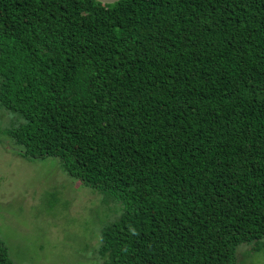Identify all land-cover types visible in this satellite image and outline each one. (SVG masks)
Segmentation results:
<instances>
[{"label":"trees","instance_id":"1","mask_svg":"<svg viewBox=\"0 0 264 264\" xmlns=\"http://www.w3.org/2000/svg\"><path fill=\"white\" fill-rule=\"evenodd\" d=\"M0 109L18 155L120 203L102 264L264 239V0H0Z\"/></svg>","mask_w":264,"mask_h":264},{"label":"rangeland","instance_id":"2","mask_svg":"<svg viewBox=\"0 0 264 264\" xmlns=\"http://www.w3.org/2000/svg\"><path fill=\"white\" fill-rule=\"evenodd\" d=\"M12 118L0 109V242L15 264H102L101 229L120 203L67 175L56 157L18 155L2 132ZM236 258L264 264V239L240 244Z\"/></svg>","mask_w":264,"mask_h":264},{"label":"water","instance_id":"3","mask_svg":"<svg viewBox=\"0 0 264 264\" xmlns=\"http://www.w3.org/2000/svg\"><path fill=\"white\" fill-rule=\"evenodd\" d=\"M97 1H99V2H101L103 4H112V3H115V2H117L119 0H97Z\"/></svg>","mask_w":264,"mask_h":264}]
</instances>
